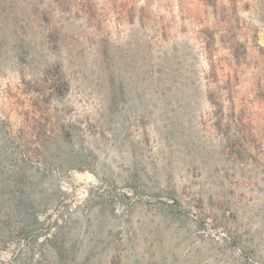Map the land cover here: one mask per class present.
Returning <instances> with one entry per match:
<instances>
[{
	"label": "rangeland",
	"instance_id": "1",
	"mask_svg": "<svg viewBox=\"0 0 264 264\" xmlns=\"http://www.w3.org/2000/svg\"><path fill=\"white\" fill-rule=\"evenodd\" d=\"M95 3L54 16L74 61L48 103L40 58L0 50V264H264V0ZM209 83L248 106L240 144Z\"/></svg>",
	"mask_w": 264,
	"mask_h": 264
},
{
	"label": "trees",
	"instance_id": "2",
	"mask_svg": "<svg viewBox=\"0 0 264 264\" xmlns=\"http://www.w3.org/2000/svg\"><path fill=\"white\" fill-rule=\"evenodd\" d=\"M58 9L70 15L83 13L89 21H95L98 18L95 0H0V50H4L7 54L10 51L13 59L21 54H27L29 58L36 60L40 58L43 68L40 79L42 89L38 91L39 96L34 101L33 106L36 107L41 102L48 103L52 101L57 95H60L63 89L69 88L70 85L66 67L74 61V58L70 56V51L73 52L74 47H68L69 40L72 37H69L68 32H66L68 30L67 25L61 26V21H54ZM36 36L41 37L44 42L52 44V49H47L46 44L41 49L35 40L29 39V37ZM209 39H213V36L210 35ZM228 42L230 45L227 48L231 57L237 63L241 62L242 58L246 57L248 53L247 43L243 42L237 34H232ZM211 47L212 44L209 41L205 47L207 52L210 51ZM260 51L264 56V49L260 48ZM210 58L213 61V58ZM234 77L238 78L237 75ZM234 77L231 74L227 76L225 78L227 79L226 84L232 83ZM212 79H214L213 84H215L217 79H215L214 72L212 76L209 75L208 77L209 82H212ZM209 85V100L214 105H220L221 112L224 111L223 98L228 96L227 102L230 104L228 111L231 113V117L234 118L230 127L231 130L235 131L236 143L240 144L246 128L243 115L246 114V107L248 106L239 102L238 97L235 96L231 88H222L221 91L228 90L227 94L219 91L212 84L209 83ZM40 96H42V100ZM37 129L42 134V128L38 127ZM16 225L17 227L11 230L12 236H9L11 238L14 237L13 235L17 230L18 233L29 231L30 226L24 220L16 222Z\"/></svg>",
	"mask_w": 264,
	"mask_h": 264
}]
</instances>
